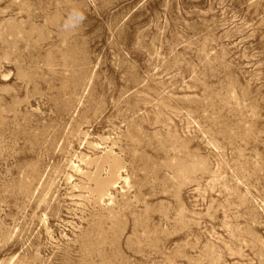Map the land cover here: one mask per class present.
I'll list each match as a JSON object with an SVG mask.
<instances>
[{
  "label": "rangeland",
  "instance_id": "1",
  "mask_svg": "<svg viewBox=\"0 0 264 264\" xmlns=\"http://www.w3.org/2000/svg\"><path fill=\"white\" fill-rule=\"evenodd\" d=\"M0 264H264V0H0Z\"/></svg>",
  "mask_w": 264,
  "mask_h": 264
},
{
  "label": "clouds",
  "instance_id": "2",
  "mask_svg": "<svg viewBox=\"0 0 264 264\" xmlns=\"http://www.w3.org/2000/svg\"><path fill=\"white\" fill-rule=\"evenodd\" d=\"M78 15H79V19H80V21L82 22L83 19H84L83 13H79Z\"/></svg>",
  "mask_w": 264,
  "mask_h": 264
}]
</instances>
